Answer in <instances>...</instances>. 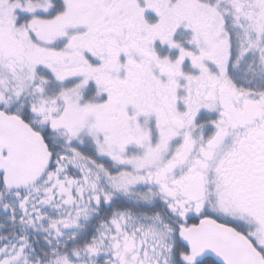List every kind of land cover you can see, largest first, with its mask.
Here are the masks:
<instances>
[{"label":"flooded vegetation","instance_id":"1","mask_svg":"<svg viewBox=\"0 0 264 264\" xmlns=\"http://www.w3.org/2000/svg\"><path fill=\"white\" fill-rule=\"evenodd\" d=\"M213 1L0 0V111L28 125L49 153L51 142L59 145L77 171L62 185L34 187L37 181L11 190L0 175V260L219 264L179 237L205 219L233 228L260 253L264 65L255 54L264 50V0ZM51 9L57 14L49 16ZM180 33L184 47L175 44ZM57 41L68 50L48 49ZM42 73L56 88L82 83L70 108L58 100L46 115L36 104L44 93L36 88ZM92 88L99 93L82 103ZM122 112H133L156 137H124ZM63 118L67 123L56 122ZM203 120L209 126L192 142L187 122ZM88 129L101 138L102 150L63 143L84 140ZM170 130L180 134L174 148ZM195 182L203 188L200 199L190 190ZM38 189L56 194L54 212L31 217L27 202L14 228L12 190Z\"/></svg>","mask_w":264,"mask_h":264},{"label":"water","instance_id":"2","mask_svg":"<svg viewBox=\"0 0 264 264\" xmlns=\"http://www.w3.org/2000/svg\"><path fill=\"white\" fill-rule=\"evenodd\" d=\"M14 115L0 111V175L8 189H22L42 178L50 153L41 137ZM1 151L6 156H1ZM195 199L204 196L201 183L190 187ZM181 241L197 255H210L219 264H264L252 243L231 227L212 220L180 230Z\"/></svg>","mask_w":264,"mask_h":264},{"label":"rangeland","instance_id":"3","mask_svg":"<svg viewBox=\"0 0 264 264\" xmlns=\"http://www.w3.org/2000/svg\"><path fill=\"white\" fill-rule=\"evenodd\" d=\"M204 1L208 2L210 5H213V3H214L213 0H204ZM48 3L50 5H54V0H48ZM55 14H57V12H54V10L51 9V11L49 12V16H54ZM259 31H262V36H263L262 41H264V27H262L261 30L259 28ZM84 32H87V30H85ZM177 35H179V37H178V40L175 41V44H179L180 47H184L185 44H187V38L182 33L177 34ZM31 42L36 43L33 38H32ZM50 43H53V44H52V46L48 47V49L58 51V53H62L64 51L68 50L66 47L62 48L63 42H61V41L50 42ZM175 44H173L172 47L175 49H178V48H176ZM263 45H264V43H263ZM38 46H41L42 48L45 47L44 45H41V44H38ZM260 52H262V53L259 55V57L255 54V58L257 60L259 58V60L262 62V65H264L263 64L264 63V50H263V48ZM66 53H68V52H66ZM157 53H159L161 55L162 53L167 54V53H171V52H169V51H164V52L157 51ZM60 61L61 60H59L58 62H60ZM263 68H264V66H263ZM263 68H262V70H264ZM38 81H39V83L36 84V88H39V87L44 88V93H42L43 95L41 97H37L36 104L45 106L46 111H47L46 115H50L54 112L58 100H60V102H62L65 105V108H70L72 105L70 103L71 97L74 96L75 94H80L81 91L83 90L82 83L79 81H69V82H66L65 84L60 85L59 87L56 88V85H55V83H53V80L51 79V77L48 74H44V73H42L41 75L38 76ZM0 83H2L1 77H0ZM23 90H26V89H23ZM1 93L2 92L0 90V96H1ZM98 93H99L98 88H92V91H90L91 95L90 94L84 95L82 103L86 104V102L91 100V96H96ZM5 98H6V96H5ZM27 99H30V98H27ZM35 99H36V97H35ZM2 107H4V108H2V110L11 112V110L9 108H7L8 106L3 105ZM121 115H124V120L122 122V127H121V132L124 135V137L133 138L135 140V138L138 139L141 135H145V134H143L145 132L149 133V135H151L152 139L156 137V131L154 130V128H151L150 126L143 124V122H141V121H138V120L135 121L136 117L133 114V112H127V113L122 112ZM56 122L60 123V124L67 123V119L63 118V119L58 120ZM187 126H188L187 132L190 134V140L192 142H194L196 140L197 136L200 134V132L205 127L209 126V124H208V120H206V121H204V120L203 121H191V122H187ZM95 133L96 132L93 129H88L86 131V133H83L84 134V136H83L84 140H80V139H76V138H71V139L68 138L67 140H64L63 143L65 145H67L69 148H76L77 146L80 147L81 143H83V145H85V147L91 148L93 150V152L100 151V150H102V148H104V144L102 143L101 138ZM165 133L170 135L169 138H171V140H169V141H171L172 148L176 147L178 144V141H179L178 139H180V134H178L174 130L166 131ZM143 137H145V136H143ZM97 171H98V169H97ZM32 191H34V190H32ZM212 208H215V206L212 205ZM255 245L260 250V253L262 256L261 258L263 260L262 263H264V237H256ZM0 264H7V260L5 258H2L0 260Z\"/></svg>","mask_w":264,"mask_h":264},{"label":"trees","instance_id":"4","mask_svg":"<svg viewBox=\"0 0 264 264\" xmlns=\"http://www.w3.org/2000/svg\"><path fill=\"white\" fill-rule=\"evenodd\" d=\"M51 152H50V163H49V167H47V171L45 172V174L42 176V178H40V180L38 181V183L34 186L37 187L41 182H54L55 184L57 183L59 185V183L63 182H69L70 180H72L73 178H75L74 176L76 175L75 170L70 167L71 164L69 162V158L70 156L67 154H63L62 151H60V146L57 145L55 142H51ZM33 187V186H32ZM31 188V187H29ZM1 190V189H0ZM31 190V189H30ZM40 190L37 193H29L26 194V192L24 190H12L13 191V206H14V218L15 220L13 221L15 223L14 228H17V222L21 223L22 218L20 217V214L22 213V206H26L25 203H29L26 207L27 209L29 208V210L25 209L24 210L26 212L29 211L30 214H34L31 215V217H34L36 214L40 213L41 215L44 213H51L54 212V201L51 202L50 198L51 197H55L56 194L55 193H50V190L46 191L44 189H38ZM29 192V191H28ZM1 194V192H0ZM1 197V196H0ZM44 200H47L45 206H43V202ZM49 200V202H48ZM26 201V202H25ZM20 217V218H19ZM19 218V220H17ZM31 219V223L33 222V220H35L34 218H30ZM33 225V224H31ZM20 227V226H19ZM38 227L37 224H35V226L33 225V229ZM16 236H14V241L13 243L16 244Z\"/></svg>","mask_w":264,"mask_h":264}]
</instances>
